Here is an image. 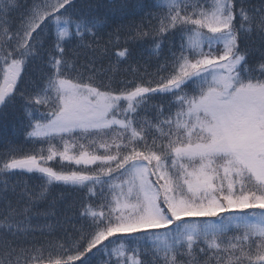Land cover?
<instances>
[{
	"label": "snow or ice",
	"instance_id": "snow-or-ice-1",
	"mask_svg": "<svg viewBox=\"0 0 264 264\" xmlns=\"http://www.w3.org/2000/svg\"><path fill=\"white\" fill-rule=\"evenodd\" d=\"M154 6L128 31L151 36L157 59L165 37L179 32L178 51L170 49L154 74L130 65L139 78L113 87L131 52L120 45V27L104 38L98 0L79 8L77 0H34L14 32L17 0H0V108L15 104L30 62L49 70L42 85L19 91L25 137L40 147L10 144L0 153V264H91L94 250L107 257L102 264H264V62L257 72L247 60L253 49L239 44L253 34L264 42V0ZM57 158L60 169L49 166ZM63 162L79 168L64 170ZM25 173L43 181L36 199L53 184L87 189L82 223L54 246L55 259L51 243L20 242L34 230V197L26 182L8 177Z\"/></svg>",
	"mask_w": 264,
	"mask_h": 264
},
{
	"label": "trees",
	"instance_id": "trees-1",
	"mask_svg": "<svg viewBox=\"0 0 264 264\" xmlns=\"http://www.w3.org/2000/svg\"><path fill=\"white\" fill-rule=\"evenodd\" d=\"M34 0H17L18 7L14 9L9 16L10 28L14 32L22 23L26 17L28 10L32 7ZM204 3V0H200ZM210 2V0H209ZM99 7L95 9V14L98 18L105 20L108 27L104 29V38L107 39V33L115 31L116 28L120 27L122 33L120 36V45L122 48H128L131 52L129 59L120 65L119 72L115 75L112 86H119L117 82L121 80H131L134 77L139 78V73L134 74L129 71V66H139L141 71L147 68L150 73H155L158 66L165 62V57L170 56V49L172 51H178L181 43V34L176 32L174 35L166 36L163 42L161 56L157 59L155 56H150L149 53L152 49L153 40L151 36L144 38H135L134 32H129L128 27L133 24H139L141 18L145 16V13L153 12L156 13L158 10L154 6L157 0H98ZM249 6L259 5L261 0H247ZM81 6V0H77V7ZM158 22L154 20L153 23ZM237 23L239 19L237 18ZM49 41L45 42V48L49 46ZM75 41L66 45V48L72 50ZM241 49L243 50L246 46L253 49L247 56L248 64L254 68L257 72L259 71V65L264 62L261 60L260 52L257 49H264V42L260 41L259 38L253 34L250 40H241L239 42ZM119 49H113V52ZM207 50V49H206ZM46 59V57H45ZM85 59L81 55V60ZM108 58H105L103 64L107 66ZM46 65L39 59L30 62L24 73V78L20 81L19 90L17 91L16 101L14 105H10L6 108H0V153L6 151L8 145H17L22 147L25 151L33 148H39V144H32L25 137L26 128L25 125L28 123L24 101L20 99L19 91L27 90L31 92L33 90V84L42 85L43 74L48 72ZM166 74V73H165ZM155 75L152 79H156ZM148 79V77H145ZM103 84H108L107 79H103ZM164 99L165 103L169 98L155 97L153 102L159 104ZM43 111V109H42ZM147 115L151 118L154 113L149 111L147 113L141 111V117ZM84 142V141H81ZM59 145V141H54ZM49 166L56 169L61 168V162L59 158L55 161L49 162ZM64 170H77L79 166H76L70 162H63ZM11 183L26 182L29 186L34 202L32 205V211L29 213L31 216L30 224L33 231H30L27 237L21 236L20 242L28 246H47L50 243L53 244V256L56 258L57 250L54 247L56 244L63 242L65 234L72 231V225L79 227L82 223L78 216L79 205L81 202H87V189L74 187L63 184H53L48 187L47 193L39 197L41 191V184L43 181L39 178L38 174H23L13 175L8 177ZM19 189H17V193ZM9 191L8 199L14 206L17 205L18 195ZM27 202V198L20 202L19 206H23ZM72 206L70 212H66L68 206ZM5 208L4 202H0V210ZM256 211H260L257 209ZM66 216H71V221H67ZM200 219H215V218H200ZM50 226V227H49ZM235 233H230L233 235ZM120 241L117 240L116 243ZM112 245H109L111 247ZM45 257L48 256L47 251L44 253ZM149 259L150 257H144ZM107 259L102 253H97L94 250V254L90 256L91 264H102Z\"/></svg>",
	"mask_w": 264,
	"mask_h": 264
}]
</instances>
